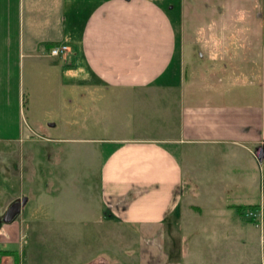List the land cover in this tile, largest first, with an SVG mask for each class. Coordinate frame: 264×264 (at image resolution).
<instances>
[{
  "label": "crops",
  "instance_id": "obj_1",
  "mask_svg": "<svg viewBox=\"0 0 264 264\" xmlns=\"http://www.w3.org/2000/svg\"><path fill=\"white\" fill-rule=\"evenodd\" d=\"M61 45L63 59L49 54ZM29 59H62L87 77L82 88L143 95L147 113L163 108L165 118L154 136L80 140L104 155L95 198L36 194L32 212H24L28 197L5 223L24 198L9 197L0 207V264H28V226L44 228L43 212L74 226L62 234L80 236L73 251L75 242L46 244L56 264L258 262V229L243 212L260 206L252 192L264 189L255 156L264 145V0H0V85L8 84L0 89L20 115ZM147 113L139 128H153Z\"/></svg>",
  "mask_w": 264,
  "mask_h": 264
},
{
  "label": "rangeland",
  "instance_id": "obj_2",
  "mask_svg": "<svg viewBox=\"0 0 264 264\" xmlns=\"http://www.w3.org/2000/svg\"><path fill=\"white\" fill-rule=\"evenodd\" d=\"M171 5L177 8V1L171 2ZM60 56L64 58L63 53ZM72 57L76 58V66L83 65L79 56ZM62 59L61 62H39L36 59L25 61L22 77L25 101L21 115L12 99V93L2 92L0 89V207L9 197H29L24 207L26 215L35 209L36 194H41L42 197L45 194L53 196L58 193L63 198H95L101 192L99 186L104 155L92 153L90 150L97 146L91 144L92 142L80 140L97 138L96 136L115 139L130 131L134 132V136H154L157 134L156 124L159 127L160 121L165 118L162 114L163 108L159 112L154 109V115L147 113V109L153 112L152 106H147L151 98H144L143 95L137 100L127 93L120 95L116 90L109 89L105 93L104 90L82 88L87 77L74 73L72 67L64 65ZM69 61L72 63L71 56ZM56 63L59 66H56ZM1 86L5 88L8 84L1 83ZM157 98V104H163V97L160 95ZM145 113L151 115L147 121L150 127L153 126L151 129H148L147 125L138 127L136 118L138 114ZM261 162L264 166V158ZM255 192V202L262 201L260 205L263 206L264 215V189L253 191L252 194ZM74 201L76 200L72 199V202ZM75 204L78 209L80 202ZM49 211L51 212V209ZM40 214L48 224L37 232L31 225L28 226L31 233L26 242L32 250H26L25 257L28 258V264H36V261L38 264H56L53 261L57 259L56 255L52 254L54 250L50 246L46 247V244L52 241L56 243L59 239L66 244L75 242V246L71 248L73 251L79 246L77 241L80 236L76 233L62 234L61 231L74 226L60 224L62 219H52L51 213ZM243 218L246 220V217ZM249 220L253 221L248 219L244 223L252 227ZM255 227L258 229L260 240L259 227ZM46 230H54V234L50 235ZM102 231L98 229L93 237L101 238ZM24 241L23 239L22 242ZM36 242L45 246L41 250L33 249ZM92 245L94 251L97 246ZM13 249L18 250V246H13ZM261 249L262 257L258 256V262L252 264H264V245ZM38 257L39 260H36ZM69 264H72L70 258Z\"/></svg>",
  "mask_w": 264,
  "mask_h": 264
},
{
  "label": "built area",
  "instance_id": "obj_3",
  "mask_svg": "<svg viewBox=\"0 0 264 264\" xmlns=\"http://www.w3.org/2000/svg\"><path fill=\"white\" fill-rule=\"evenodd\" d=\"M67 46L66 45H61L58 47H54L50 50V55L51 56H59L64 52H67ZM263 214V206L260 205L257 208L253 209H247L244 211V216L247 219H251V221L255 226L259 227L260 231V243L261 246L264 245V215Z\"/></svg>",
  "mask_w": 264,
  "mask_h": 264
},
{
  "label": "water",
  "instance_id": "obj_4",
  "mask_svg": "<svg viewBox=\"0 0 264 264\" xmlns=\"http://www.w3.org/2000/svg\"><path fill=\"white\" fill-rule=\"evenodd\" d=\"M255 156L258 161H262V159L264 158V145L255 150ZM26 200L27 198L24 197L20 201H16L15 203H13L2 217V221L5 223L13 221L14 218L18 215L20 207L25 204Z\"/></svg>",
  "mask_w": 264,
  "mask_h": 264
},
{
  "label": "trees",
  "instance_id": "obj_5",
  "mask_svg": "<svg viewBox=\"0 0 264 264\" xmlns=\"http://www.w3.org/2000/svg\"><path fill=\"white\" fill-rule=\"evenodd\" d=\"M15 167H16V164H15Z\"/></svg>",
  "mask_w": 264,
  "mask_h": 264
}]
</instances>
